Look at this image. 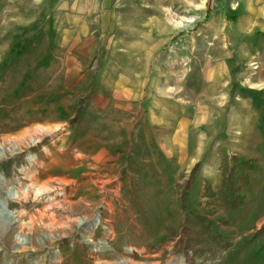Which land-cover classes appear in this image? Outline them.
Masks as SVG:
<instances>
[{
    "label": "rangeland",
    "instance_id": "rangeland-1",
    "mask_svg": "<svg viewBox=\"0 0 264 264\" xmlns=\"http://www.w3.org/2000/svg\"><path fill=\"white\" fill-rule=\"evenodd\" d=\"M63 1L0 0V264H189L163 226L209 207L201 177L183 185L224 154L257 161L240 192L248 209L216 207L229 247L192 259L264 264V201L252 197L264 192V0ZM52 16L89 32L54 56ZM36 127L49 131L29 145ZM134 162L167 182L151 198L160 227L148 247L132 210L144 194L133 180L148 183Z\"/></svg>",
    "mask_w": 264,
    "mask_h": 264
},
{
    "label": "trees",
    "instance_id": "trees-1",
    "mask_svg": "<svg viewBox=\"0 0 264 264\" xmlns=\"http://www.w3.org/2000/svg\"><path fill=\"white\" fill-rule=\"evenodd\" d=\"M152 148L155 145L150 142ZM152 162L144 164L134 162L131 167L132 173L136 177L146 180L148 187L137 185L134 181L133 192L137 189L144 191L142 195L138 192L136 200L133 199L132 210L138 215L139 229L142 241L148 247V241L160 227V217L155 208L156 201L151 198H162L167 186V182L156 175ZM219 169L221 172V187L214 191L209 182H205L202 196L206 198L204 211L202 213H191L185 216L179 226L167 224L163 226L168 234V240H174L177 253L185 254L189 259V264H195L193 256L208 253L210 256L215 253L216 248L227 249L228 242L224 236L215 232L210 216L215 213L216 207H224L227 210H237L245 202V195L240 194L241 190L251 186L250 173L257 170V161L255 158L241 159L236 154H224ZM196 173L195 166L192 168L188 179L183 187L189 189L193 176ZM135 179V178H134ZM154 184V185H153ZM151 194V196H149ZM163 210L168 218L174 217V210L171 208V202L166 199ZM222 224H226L223 221ZM132 258H137V254L132 252ZM76 261V260H75ZM90 261V260H89ZM81 261H76L75 264Z\"/></svg>",
    "mask_w": 264,
    "mask_h": 264
},
{
    "label": "crops",
    "instance_id": "crops-1",
    "mask_svg": "<svg viewBox=\"0 0 264 264\" xmlns=\"http://www.w3.org/2000/svg\"><path fill=\"white\" fill-rule=\"evenodd\" d=\"M65 1H67V0H65ZM65 1H63V2H65ZM62 2V3H63ZM111 2V0H101V6H103V7H105L106 5L108 6V3H110ZM61 8H63V6H60V9ZM53 17V20L52 19H49V21L47 22V24H48V28H49V31L47 32V34H45L46 35V37L48 38V40L50 39L51 40V42H50V40H49V42H50V44H49V42H48V45H49V47L53 50V55L55 56V54H56V52H57V49H60V48H62V47H69V48H74V46H75V44L77 43V42H80L79 40H80V37L81 36H84V34H86L87 32H89V30H88V28H87V26L85 25V24H81V25H79V27H78V25L77 24H72L71 26L70 25H68V27H67V25H66V27H64V26H62L61 25V23H63L64 22V19H61V22L60 23H58L57 22V17H55V19H54V16H52ZM68 19H70L69 17H67ZM76 27H75V26ZM56 26L58 27L59 26V28H56ZM71 27V28H70ZM86 32V33H85ZM61 34H64V35H61ZM49 35H51L52 37H50ZM86 39V38H85ZM84 39V40H85ZM59 40V41H58ZM59 43V44H58ZM85 43V42H84ZM83 43V44H84ZM82 47L83 46H81V49H82ZM57 57V56H56ZM66 61H71V60H66ZM48 63H51V61H49ZM65 73H67L68 75H70L69 74V70H66V72ZM71 74H72V72H71ZM197 156H196V158H194V157H191L190 159H191V161H193L192 163H191V167H193L195 164V162L197 161V163H198V161L202 158V152L200 151V152H198L197 154H196ZM182 158H184V156H182ZM240 158L241 159H249V158H251V157H241L240 156ZM143 161V160H142ZM146 162V161H145ZM196 163V164H197ZM219 163H220V161L219 162H217L216 163V166L214 165H212L213 167V169H210L209 167L207 168V169H204V170H201V171H199L197 168H196V173H195V177H194V180H193V182H192V185H191V187L195 184V181H197L200 177L202 178V184H201V191H202V189H203V187H204V184H205V182L207 181V182H209L211 185H212V187H213V190L214 191H216L217 190V188H219L220 187V185H221V174H220V171H219V169H218V166H219ZM217 168V169H216ZM257 173V172H256ZM254 174V173H253ZM212 179H213V181H212ZM218 186V187H217ZM191 187H190V189H191ZM215 187H217V188H215ZM244 191V190H243ZM243 191H242V194H243ZM263 194H264V192H260V194L258 195V196H252L254 199H256L257 200V206L259 205V203H262L263 201H264V196H263ZM253 200V199H252ZM248 200H245V203H244V205H246V209H248ZM244 205L242 206V207H244ZM257 206L255 207V209L257 208ZM242 207H240V208H242ZM246 214V213H245ZM252 211L248 214H246L245 215V217H244V225H245V229H244V231H241V234L237 237V239L238 240H240V239H243V240H246V238H248V233H250V231H249V220L251 219V217H252ZM247 220H248V223H247ZM262 223H264V214L263 215H261V217L260 218H258L256 221H255V229L257 228V230L258 229H260L261 228V225H262ZM252 228V227H251ZM253 229V228H252ZM246 230V231H245ZM221 231V230H220ZM221 234H223L224 235V233L222 232ZM226 235V234H225ZM247 241V240H246ZM261 246V245H260ZM258 249H261L260 247L258 248ZM233 257H235L236 256V254H234V253H232L231 254ZM231 259L232 260H228L227 262H226V264H234V261H233V258L231 257ZM235 259V258H234ZM216 261H209V262H207V264H213V263H215Z\"/></svg>",
    "mask_w": 264,
    "mask_h": 264
},
{
    "label": "bare ground",
    "instance_id": "bare-ground-1",
    "mask_svg": "<svg viewBox=\"0 0 264 264\" xmlns=\"http://www.w3.org/2000/svg\"><path fill=\"white\" fill-rule=\"evenodd\" d=\"M48 129L42 128V127H36L33 128L32 131L28 134V143L29 145H34L40 140V136L44 135L46 132H48ZM32 192L35 196H39L41 194L40 188H32Z\"/></svg>",
    "mask_w": 264,
    "mask_h": 264
},
{
    "label": "water",
    "instance_id": "water-1",
    "mask_svg": "<svg viewBox=\"0 0 264 264\" xmlns=\"http://www.w3.org/2000/svg\"><path fill=\"white\" fill-rule=\"evenodd\" d=\"M2 207L4 206L3 204L1 205ZM87 243V242H86ZM87 244H89V243H87ZM90 247L92 248V249H94V250H97L98 249V247H94L93 245H90Z\"/></svg>",
    "mask_w": 264,
    "mask_h": 264
}]
</instances>
